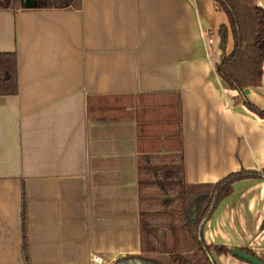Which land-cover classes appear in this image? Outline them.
<instances>
[{
	"label": "crops",
	"instance_id": "crops-1",
	"mask_svg": "<svg viewBox=\"0 0 264 264\" xmlns=\"http://www.w3.org/2000/svg\"><path fill=\"white\" fill-rule=\"evenodd\" d=\"M80 6L0 2V53L17 54L19 76L18 94L0 96V264H25L26 253L30 264L140 255V155L181 154L190 185L263 174L264 117L216 71L220 28L227 55L233 38L212 0ZM262 70L243 99L264 112ZM233 190L206 221L204 242L264 262V176Z\"/></svg>",
	"mask_w": 264,
	"mask_h": 264
},
{
	"label": "trees",
	"instance_id": "trees-1",
	"mask_svg": "<svg viewBox=\"0 0 264 264\" xmlns=\"http://www.w3.org/2000/svg\"><path fill=\"white\" fill-rule=\"evenodd\" d=\"M36 1V8L81 7V0ZM212 2L226 14L233 38V50L227 55L228 28H220L222 57L216 71L228 88L239 92L242 102L264 117V112L243 99L244 90L259 85L263 75L264 10L256 0ZM5 6L13 10L26 8L22 0H5ZM18 92L17 54L0 53V96H13ZM137 166L141 254L120 258L116 264H216L214 254H230L231 250L224 246H211L204 242V228L200 235V224L206 217L208 220L218 204L232 194L235 183L262 177L264 170L263 174L242 170L216 184L190 185L185 182L184 157L181 154L140 155ZM25 210L24 203V218ZM25 264H30L27 253Z\"/></svg>",
	"mask_w": 264,
	"mask_h": 264
},
{
	"label": "water",
	"instance_id": "water-1",
	"mask_svg": "<svg viewBox=\"0 0 264 264\" xmlns=\"http://www.w3.org/2000/svg\"><path fill=\"white\" fill-rule=\"evenodd\" d=\"M28 6H30V4H28ZM211 208L213 209V205L211 206ZM206 221H207V217L200 224L201 225L200 226V235L203 231V228L205 227ZM230 255L237 258V259H242V260H244L250 264H264V262L260 258H258V257L256 258L255 256L249 254L247 251L231 250ZM212 261H214V259H212Z\"/></svg>",
	"mask_w": 264,
	"mask_h": 264
},
{
	"label": "built area",
	"instance_id": "built-area-1",
	"mask_svg": "<svg viewBox=\"0 0 264 264\" xmlns=\"http://www.w3.org/2000/svg\"><path fill=\"white\" fill-rule=\"evenodd\" d=\"M214 43H215V40L213 37H209L207 39V44L208 46H210V48L214 46ZM92 262H94V264H110L109 262H106L104 259H102L99 256L94 257Z\"/></svg>",
	"mask_w": 264,
	"mask_h": 264
},
{
	"label": "flooded vegetation",
	"instance_id": "flooded-vegetation-1",
	"mask_svg": "<svg viewBox=\"0 0 264 264\" xmlns=\"http://www.w3.org/2000/svg\"><path fill=\"white\" fill-rule=\"evenodd\" d=\"M4 0H0L1 3H3ZM28 4L32 6H37V1L36 0H22V5L23 6H28Z\"/></svg>",
	"mask_w": 264,
	"mask_h": 264
},
{
	"label": "rangeland",
	"instance_id": "rangeland-1",
	"mask_svg": "<svg viewBox=\"0 0 264 264\" xmlns=\"http://www.w3.org/2000/svg\"><path fill=\"white\" fill-rule=\"evenodd\" d=\"M3 6H5V0L3 1Z\"/></svg>",
	"mask_w": 264,
	"mask_h": 264
}]
</instances>
